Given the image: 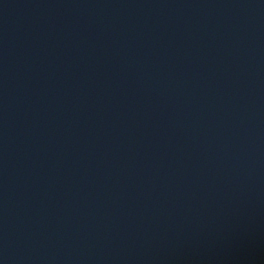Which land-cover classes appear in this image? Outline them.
I'll return each mask as SVG.
<instances>
[{"label":"water","instance_id":"95a60500","mask_svg":"<svg viewBox=\"0 0 264 264\" xmlns=\"http://www.w3.org/2000/svg\"><path fill=\"white\" fill-rule=\"evenodd\" d=\"M0 264H264V0H0Z\"/></svg>","mask_w":264,"mask_h":264}]
</instances>
